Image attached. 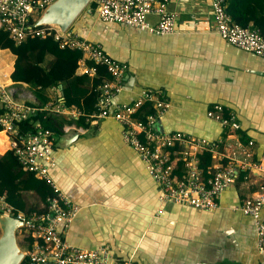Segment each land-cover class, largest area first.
Wrapping results in <instances>:
<instances>
[{
    "label": "crops",
    "instance_id": "1",
    "mask_svg": "<svg viewBox=\"0 0 264 264\" xmlns=\"http://www.w3.org/2000/svg\"><path fill=\"white\" fill-rule=\"evenodd\" d=\"M167 10L177 14L174 31L167 35L104 22L91 6L70 28L100 42L109 55L129 65L126 87L115 103H132L141 91L151 89L171 103L158 122L161 131L207 140L225 133L219 122L207 116L219 103L237 116L239 140L253 141L252 158L260 160L264 56L236 47L217 33L210 0H170ZM148 20L155 24L158 17L149 15ZM15 59L10 48H0V81H13ZM87 60L78 62L77 74L85 73ZM17 87L33 92L29 84ZM59 88L48 90L51 100L60 96ZM145 106L139 115L145 113ZM81 115L76 107L47 112L57 127L53 150L57 164L51 175L81 207L68 228L69 242L85 248L108 244L115 259H131L135 264H264L255 220L238 209L264 184L263 173L243 170L222 193L218 209L167 203L157 215L159 185L123 140L121 124L112 117L92 116L77 122ZM4 146L0 155L8 149L7 140Z\"/></svg>",
    "mask_w": 264,
    "mask_h": 264
},
{
    "label": "built area",
    "instance_id": "2",
    "mask_svg": "<svg viewBox=\"0 0 264 264\" xmlns=\"http://www.w3.org/2000/svg\"><path fill=\"white\" fill-rule=\"evenodd\" d=\"M53 0H0V30H4L15 42L30 37L52 35L61 47L81 50L83 57L106 67L111 78L100 85L101 94L92 117H112L121 124L122 138L140 156L145 169L159 185L157 215L167 203L190 206L197 210L220 208L222 193L234 183L243 170L255 169L264 174V151L260 160L252 158L253 141L248 144L239 140L241 123L233 112H226L219 103L212 106L207 116L219 122L224 135L207 140L181 131L165 132L158 122L170 107L167 97L151 89H144L132 102H116L126 87L129 65L109 55L100 42L80 35L71 28L62 32L57 26H33L41 11ZM170 0H90L95 5L97 17L108 23L138 27L150 32L167 35L174 31L175 12L167 10ZM217 33L227 42L256 55L264 56V35L257 27H245L237 23L228 10L227 0H210ZM149 15L158 21L152 24ZM94 74L95 68L85 73ZM264 73V70H263ZM28 83L0 81V131L7 136L8 149L24 171H30L44 180L53 190L40 209L32 212L15 211L0 196V211L21 220L18 230L26 243V255L21 264H135L131 259L114 258L108 244L85 248L69 242L66 234L81 207L62 191L51 175L57 164L54 155V131L40 120L32 127L24 128L33 116L47 112H64L66 107L56 94L55 98L40 104L34 93L19 89ZM55 88V87H54ZM149 103L153 111L140 118V108ZM76 115V114H75ZM32 122V120L30 121ZM66 128V127H65ZM208 152L213 162L205 172L201 155ZM264 184L253 196L246 198L238 209L255 220L256 242L264 254Z\"/></svg>",
    "mask_w": 264,
    "mask_h": 264
},
{
    "label": "trees",
    "instance_id": "3",
    "mask_svg": "<svg viewBox=\"0 0 264 264\" xmlns=\"http://www.w3.org/2000/svg\"><path fill=\"white\" fill-rule=\"evenodd\" d=\"M228 10L234 20L245 27H257L264 35V0H227ZM95 8L94 4L90 5ZM0 48H10L16 56L11 78L15 82L28 83L41 103L50 100L48 90L52 87L60 89V99L66 107H76L82 112L77 122H84L97 110V101L101 94L100 85L111 76L106 67L93 60H87L88 68H95V73L77 74L78 62L83 57L81 50L61 47L52 35L46 37H30L17 43L9 34L0 30ZM145 116L153 111L149 103L145 104ZM50 119V117H49ZM43 114L33 116L25 122L24 128L32 127V123H41L57 130L52 122ZM32 120V122H30ZM1 130V129H0ZM7 136L0 131V151L4 149ZM212 155L205 152L201 155V166L205 172L212 164ZM35 194L41 204L30 202L27 196ZM53 194L52 188L33 172L24 171L12 149L0 155V196L14 207L15 211L32 212L38 210L46 199Z\"/></svg>",
    "mask_w": 264,
    "mask_h": 264
},
{
    "label": "water",
    "instance_id": "4",
    "mask_svg": "<svg viewBox=\"0 0 264 264\" xmlns=\"http://www.w3.org/2000/svg\"><path fill=\"white\" fill-rule=\"evenodd\" d=\"M89 4L90 0H53L41 11L33 26L54 25L64 32ZM22 225L21 220L0 211V264H21L23 261L26 250L18 241Z\"/></svg>",
    "mask_w": 264,
    "mask_h": 264
},
{
    "label": "rangeland",
    "instance_id": "5",
    "mask_svg": "<svg viewBox=\"0 0 264 264\" xmlns=\"http://www.w3.org/2000/svg\"><path fill=\"white\" fill-rule=\"evenodd\" d=\"M7 72H2V75H7L6 74ZM31 87V86H30ZM51 100V99H50ZM27 198L29 199L30 202H33V203H37V204H41V202H39V199L38 197L35 195V194H32L30 193ZM1 232V231H0ZM18 241H19V244L20 246L26 250V243L24 242V240L22 239V236H21V233L18 232Z\"/></svg>",
    "mask_w": 264,
    "mask_h": 264
},
{
    "label": "bare ground",
    "instance_id": "6",
    "mask_svg": "<svg viewBox=\"0 0 264 264\" xmlns=\"http://www.w3.org/2000/svg\"><path fill=\"white\" fill-rule=\"evenodd\" d=\"M3 132V131H2ZM6 143V142H5Z\"/></svg>",
    "mask_w": 264,
    "mask_h": 264
}]
</instances>
